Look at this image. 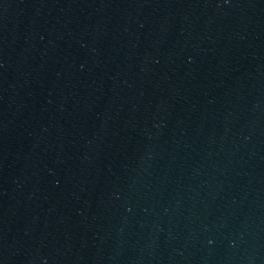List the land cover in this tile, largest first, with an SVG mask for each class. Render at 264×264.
Here are the masks:
<instances>
[{
	"label": "water",
	"instance_id": "1",
	"mask_svg": "<svg viewBox=\"0 0 264 264\" xmlns=\"http://www.w3.org/2000/svg\"><path fill=\"white\" fill-rule=\"evenodd\" d=\"M0 264H264V0H0Z\"/></svg>",
	"mask_w": 264,
	"mask_h": 264
}]
</instances>
